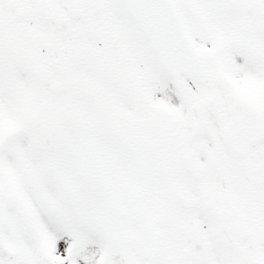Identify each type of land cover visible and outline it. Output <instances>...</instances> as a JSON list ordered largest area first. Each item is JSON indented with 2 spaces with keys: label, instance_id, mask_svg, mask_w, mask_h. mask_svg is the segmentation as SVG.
<instances>
[{
  "label": "snow or ice",
  "instance_id": "1",
  "mask_svg": "<svg viewBox=\"0 0 264 264\" xmlns=\"http://www.w3.org/2000/svg\"><path fill=\"white\" fill-rule=\"evenodd\" d=\"M0 264H264V0H0Z\"/></svg>",
  "mask_w": 264,
  "mask_h": 264
}]
</instances>
